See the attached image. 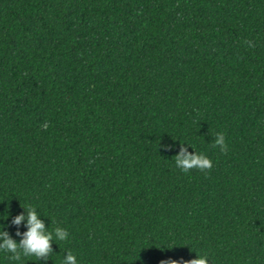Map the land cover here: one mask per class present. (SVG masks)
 <instances>
[{"label":"trees","instance_id":"1","mask_svg":"<svg viewBox=\"0 0 264 264\" xmlns=\"http://www.w3.org/2000/svg\"><path fill=\"white\" fill-rule=\"evenodd\" d=\"M182 150L211 167L178 168ZM29 209L50 253L0 264H264V0H0V230L18 244Z\"/></svg>","mask_w":264,"mask_h":264},{"label":"clouds","instance_id":"2","mask_svg":"<svg viewBox=\"0 0 264 264\" xmlns=\"http://www.w3.org/2000/svg\"><path fill=\"white\" fill-rule=\"evenodd\" d=\"M215 143L220 145L223 150L224 137L222 134L217 135ZM175 162L176 166L184 171L194 167L199 169L211 167V161L207 157L199 155L196 152L190 154L186 150H182L180 154L175 156ZM25 219L27 221V231L23 233V239L19 244L10 238L6 232L0 230V250L12 253L16 259H19V255L17 254L18 248H22L25 256L43 257L48 255L54 239L53 232L45 229L43 221L38 218V214L34 209L28 210L26 218L24 215H18L13 220V223L18 225ZM54 232L55 239L58 241H65L68 238V232L64 228H56ZM62 264H77V258L71 252H67L62 259ZM162 264H177V262L164 261ZM188 264H208V258L196 253V257L189 261Z\"/></svg>","mask_w":264,"mask_h":264}]
</instances>
